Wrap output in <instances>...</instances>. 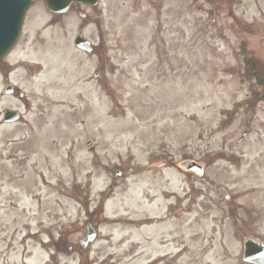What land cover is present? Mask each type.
Here are the masks:
<instances>
[{
	"label": "rangeland",
	"instance_id": "rangeland-1",
	"mask_svg": "<svg viewBox=\"0 0 264 264\" xmlns=\"http://www.w3.org/2000/svg\"><path fill=\"white\" fill-rule=\"evenodd\" d=\"M49 19L36 0L26 43L0 61V264H242L236 235L264 239V87L257 106L242 103L253 98L248 70L264 71V0H101L72 7L57 41ZM79 31L93 55L72 50ZM37 32L53 38L49 56L36 53ZM22 60L43 68L29 77ZM7 83L25 99L5 95ZM6 108L21 123L6 125ZM244 131V149L263 159L237 195L252 224L173 220L161 196L182 192V175L152 163ZM88 225L97 236L84 248ZM211 240L224 248L194 256Z\"/></svg>",
	"mask_w": 264,
	"mask_h": 264
},
{
	"label": "flooded vegetation",
	"instance_id": "flooded-vegetation-1",
	"mask_svg": "<svg viewBox=\"0 0 264 264\" xmlns=\"http://www.w3.org/2000/svg\"><path fill=\"white\" fill-rule=\"evenodd\" d=\"M49 15L50 21L46 28H55L60 32L54 38L58 39L60 35L66 36L65 30L72 23L69 20H64L62 15L53 13H49ZM34 39L41 45L45 46L47 44L46 37L39 32ZM24 43L25 41L21 38L18 46H23ZM59 46L61 45L59 44ZM75 50L78 52V49ZM69 52L68 57H73V51L69 50ZM33 67L34 71L37 72L36 69L40 67V64L35 63ZM247 141L243 137L236 140L235 143H233V139H222L220 140L218 151L215 153L207 148L199 147V151L201 152L199 158L206 164V169L202 176L183 173L181 184L183 185L184 191L177 194L171 193L165 197L170 202L169 214L175 215L176 217L185 214L189 217L188 220L192 226L206 223L209 220L214 223L219 222L221 226L225 222L230 225L235 224L236 228L242 224L251 225L252 220L248 217L250 214L247 210L234 204L235 195L237 194L236 190L246 189V184L250 177L253 176L263 161L262 156L250 154L254 152L250 147L244 149V147L248 146L245 144ZM216 163L217 167L214 171L207 170ZM222 184L233 186L231 194H229ZM236 232L239 233V230L237 229ZM242 236H245V234H237L236 240ZM192 242L194 244L196 241L192 240ZM213 242L211 240L209 245L206 243L203 246L205 248L204 251L195 252L194 256L198 254L206 255L214 250L216 245L219 244ZM219 246L220 248H224L223 243Z\"/></svg>",
	"mask_w": 264,
	"mask_h": 264
},
{
	"label": "water",
	"instance_id": "water-1",
	"mask_svg": "<svg viewBox=\"0 0 264 264\" xmlns=\"http://www.w3.org/2000/svg\"><path fill=\"white\" fill-rule=\"evenodd\" d=\"M99 0H45L51 11L63 12L69 8L72 2L96 5ZM34 0H0V59L14 46L22 28L23 19L28 8ZM77 45L88 48L87 40L78 37ZM10 91L9 89L7 90ZM15 113L6 112V121H13ZM94 233L88 232V239H92ZM244 260L253 264H264V244L255 239L244 241Z\"/></svg>",
	"mask_w": 264,
	"mask_h": 264
}]
</instances>
